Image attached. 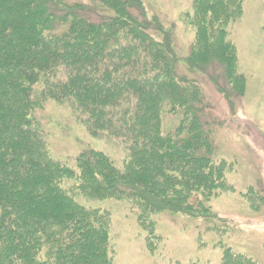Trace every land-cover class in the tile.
I'll list each match as a JSON object with an SVG mask.
<instances>
[{
    "label": "trees",
    "instance_id": "16d2710c",
    "mask_svg": "<svg viewBox=\"0 0 264 264\" xmlns=\"http://www.w3.org/2000/svg\"><path fill=\"white\" fill-rule=\"evenodd\" d=\"M243 2L191 0L184 52L146 0H0V264H112L108 199L134 212L145 244L162 214L217 218L211 200L228 188L207 90L231 106L244 94L230 38ZM51 102L121 160L52 157Z\"/></svg>",
    "mask_w": 264,
    "mask_h": 264
},
{
    "label": "rangeland",
    "instance_id": "374dc122",
    "mask_svg": "<svg viewBox=\"0 0 264 264\" xmlns=\"http://www.w3.org/2000/svg\"><path fill=\"white\" fill-rule=\"evenodd\" d=\"M146 6L149 16L175 23L179 46L187 52L193 31L183 14L191 0H146ZM230 38L238 71L245 76L244 94L231 106L219 93L207 90L218 121L213 133L216 160L226 166L228 188L211 200L217 218L203 222L162 214L155 225L158 238L145 244L134 212L121 201L105 200L101 206L110 210L112 264H221L227 248L253 264H264V0H244L241 17L230 26ZM43 115L49 121L48 151L55 159L73 158L93 148L121 160L114 139L89 136L68 107L51 102ZM249 187L253 201L246 196Z\"/></svg>",
    "mask_w": 264,
    "mask_h": 264
}]
</instances>
